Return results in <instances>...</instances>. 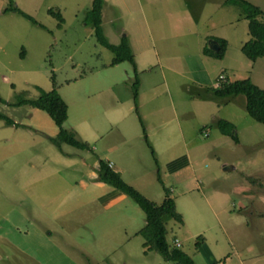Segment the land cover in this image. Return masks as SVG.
<instances>
[{
    "label": "rangeland",
    "instance_id": "rangeland-1",
    "mask_svg": "<svg viewBox=\"0 0 264 264\" xmlns=\"http://www.w3.org/2000/svg\"><path fill=\"white\" fill-rule=\"evenodd\" d=\"M92 1L0 0V112L14 121L0 118V264H180L143 245L145 212L132 198L128 212L101 202L114 187L97 178L99 158L155 202L174 198L182 220H166V240L195 264H264V123L244 93L212 91L225 78L264 88V56L241 50L250 36L242 7L105 0L103 32L130 45L135 98L133 64L112 63L89 20ZM248 1L264 10V0ZM154 8L161 18L148 32ZM217 38L228 40L222 58L204 52ZM53 87L67 103L63 127L90 149L52 142L59 127L48 112L19 101ZM217 117L234 123L238 141Z\"/></svg>",
    "mask_w": 264,
    "mask_h": 264
},
{
    "label": "trees",
    "instance_id": "trees-1",
    "mask_svg": "<svg viewBox=\"0 0 264 264\" xmlns=\"http://www.w3.org/2000/svg\"><path fill=\"white\" fill-rule=\"evenodd\" d=\"M103 2L104 0L92 1L89 20L92 22L94 33L98 41L115 52L112 63H118L123 60L132 62L135 71L132 87L133 95L136 98L140 80L130 45L126 39H122L116 44L111 43L106 38L101 24ZM224 3L239 4L244 11V17L248 20V33L250 36L241 44L242 52L250 59L264 56V10L248 0H224ZM8 9L18 11L33 22L37 21L32 15L20 10L18 7L10 6ZM217 40L220 44L218 50H212L208 46H205L204 52L222 58L227 47V39L217 38ZM212 91L213 94L217 96L244 93L246 96V109L248 113L257 121L264 123V88L255 84L249 77L234 80L225 78L214 86ZM19 101L29 103L48 112L59 127L56 135H48V138L52 142L57 144L60 142H67L79 148L90 149L91 146L86 140L78 138L73 130L63 127V122L67 118V103L55 87L48 91L42 90L40 95L36 98H22ZM15 103H17V101ZM0 118H3L8 124L14 122L11 117L2 112H0ZM215 124L222 133L230 135L233 139L238 141L233 122L225 118H216ZM143 129L145 130V126ZM146 142L149 143L147 138ZM151 150L154 152L152 145ZM96 169L97 178L99 180L111 184L128 195L145 212V224L137 232L143 235V245L146 248H154L166 259L176 261L180 264H195L193 258L187 252L177 246L170 247L166 240V220L169 218L178 221L182 220V214L177 211L175 200L172 196L167 194L160 203L155 202L150 199L144 191L126 182L121 174L113 169L103 158H99ZM158 180L162 182L159 173Z\"/></svg>",
    "mask_w": 264,
    "mask_h": 264
},
{
    "label": "crops",
    "instance_id": "crops-1",
    "mask_svg": "<svg viewBox=\"0 0 264 264\" xmlns=\"http://www.w3.org/2000/svg\"><path fill=\"white\" fill-rule=\"evenodd\" d=\"M105 1V0H104ZM222 4H224V0L221 1ZM155 11L150 12V11H146L147 14L144 15V18H147V27H148V32L152 31V25L150 21H157L161 18V14H157L158 11L157 9L154 8ZM149 16V17H148ZM101 24H102V20H101ZM103 28V27H102ZM157 28V26H156ZM154 35V33H153ZM226 39V38H225ZM120 42V41H119ZM118 42V43H119ZM228 42V40H227ZM164 79V82L166 83V76L163 75L162 77ZM161 79V78H160ZM155 81H151V84H153ZM139 84H141V82H139ZM155 84V83H154ZM216 85V84H215ZM141 86L139 85L138 87V93L140 92ZM218 118V117H217ZM184 161L178 159V160H172V162H170L171 164L169 165L170 170L171 171H175V172H179V170L185 165V164H189V159L187 156H185V158H183ZM119 172V171H118ZM114 187V186H113ZM108 194V195H107ZM107 194H103L100 196V198L102 199L101 202L104 203V205L106 204H114V205H118V206H127L126 211L128 212V210L130 208H135V205L133 202H131L129 200V196L126 195L125 193L121 192L119 189H117L116 187L112 188L111 191L107 192ZM107 196V197H106ZM137 204V203H136ZM138 205V204H137Z\"/></svg>",
    "mask_w": 264,
    "mask_h": 264
},
{
    "label": "water",
    "instance_id": "water-1",
    "mask_svg": "<svg viewBox=\"0 0 264 264\" xmlns=\"http://www.w3.org/2000/svg\"><path fill=\"white\" fill-rule=\"evenodd\" d=\"M219 46H220V44H219L218 40H216V39H210L208 42V47L212 50H218ZM230 167H232V166L226 165V166H224V169H228Z\"/></svg>",
    "mask_w": 264,
    "mask_h": 264
},
{
    "label": "built area",
    "instance_id": "built-area-1",
    "mask_svg": "<svg viewBox=\"0 0 264 264\" xmlns=\"http://www.w3.org/2000/svg\"><path fill=\"white\" fill-rule=\"evenodd\" d=\"M219 78L222 79L223 76H220ZM217 84H218V83H216V85H217ZM174 242H175V245H176V246H179V245L181 244L180 241H179L177 238L174 239Z\"/></svg>",
    "mask_w": 264,
    "mask_h": 264
}]
</instances>
